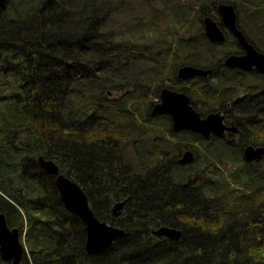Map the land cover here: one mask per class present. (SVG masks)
<instances>
[{
  "label": "trees",
  "instance_id": "1",
  "mask_svg": "<svg viewBox=\"0 0 264 264\" xmlns=\"http://www.w3.org/2000/svg\"><path fill=\"white\" fill-rule=\"evenodd\" d=\"M31 1L0 9V210L25 236L23 264H264V158L254 167L242 156L245 145L264 144L263 76L227 68L226 55L214 56L220 44L202 40V54L188 45L184 64L212 68L187 87L191 102L203 115L224 112L240 131L231 142L176 132L172 117L152 115V106L143 118L150 128L142 127L138 102L157 85L154 61L163 51L160 36L140 31L164 17L184 23L197 10L220 24L221 2L254 19L264 15V0ZM176 32L167 27L163 36ZM172 51L170 41L164 58ZM195 144L208 158L196 164L195 150L194 163L181 164L183 149ZM40 156L126 235L89 253L85 222L66 208ZM161 225L182 229V237L155 236Z\"/></svg>",
  "mask_w": 264,
  "mask_h": 264
},
{
  "label": "water",
  "instance_id": "2",
  "mask_svg": "<svg viewBox=\"0 0 264 264\" xmlns=\"http://www.w3.org/2000/svg\"><path fill=\"white\" fill-rule=\"evenodd\" d=\"M7 0H0V9H5ZM218 11L221 14L223 23L229 31L238 39L239 44L246 51L245 54H230L225 58V65L229 68L251 69L254 66L264 74V52L258 50L249 41L246 34L238 26V14L233 3L222 2L218 4ZM205 33L213 43L226 41V33L217 21L211 17H204ZM211 68H202L194 65H183L178 68L177 76L180 79H189L199 76H208ZM161 101L153 106L152 115L169 114L173 119L175 131L191 130L196 131L206 138L212 134L224 137L226 130L236 131L235 125H226L225 116L220 111L209 113L202 117L191 104L190 96L185 91H178L169 87H163L160 91ZM247 161L259 160L264 157V144L245 146L243 151ZM195 158L192 150H187L180 158L181 164H189ZM40 164L50 174L55 175V183L58 187L62 201L66 208L79 215L86 224L87 240L86 248L89 253L101 251L109 247L116 239L126 235V230L119 226L108 224L100 220L91 208L87 193L82 186L70 177L60 173L58 165L43 156L39 158ZM125 206V202H119L114 213L118 214ZM157 237H167L178 240L183 235V230L162 225L153 231ZM26 247L21 240L20 229L11 228L8 225L7 217L0 210V256L10 264H22Z\"/></svg>",
  "mask_w": 264,
  "mask_h": 264
},
{
  "label": "rangeland",
  "instance_id": "3",
  "mask_svg": "<svg viewBox=\"0 0 264 264\" xmlns=\"http://www.w3.org/2000/svg\"><path fill=\"white\" fill-rule=\"evenodd\" d=\"M185 2H188V0H184ZM191 1V0H189ZM203 1V0H200ZM33 2V0L31 1ZM30 2V3H31ZM11 7H14V0H11ZM134 8V5L130 6V9ZM7 13L8 10L7 8L4 9ZM209 10L211 11V9L209 8ZM219 14V13H218ZM170 16V15H167ZM203 17H204V12L201 10H197L194 11L191 15H189L186 19V21L183 22H178V20H174L171 17L169 19H167L166 17H164V19L162 21H159L158 24H156L155 27H147L144 31H140L142 33L143 36H147L148 34L153 35L155 37L158 38V36H160V43L158 44L159 47L163 50L160 53V56L157 57V60H155L154 62L159 65L161 67L160 69V74L158 75V79H157V85L155 88L151 89L148 96L144 99L139 100V105H140V126L142 127H148L150 128V126L143 121V118H147L148 114H149V109L151 108V106L153 107V105L158 101L159 99V91L163 86H170L172 88L175 89H186L188 86L192 85V81H187V80H182L179 79L177 77V69L180 65L184 64V62H186L189 58V46H196L199 50V52H203L202 50V40H203V34H204V27H203ZM220 17V22L222 24V20H221V16L219 14ZM239 19V16H238ZM240 21L242 22V24L244 25L245 29L248 31L247 36L250 38H252L254 41H256L261 47H264V15L260 14L257 18H247L246 16H244V13L242 15V18L240 17L238 25L239 27L242 28V25L240 24ZM119 22H122L121 19H119V21L116 22V20L114 21V25L110 26L112 27L111 29L107 30L108 33H113V32H117L118 31V26H119ZM173 28V27H177V32L175 33L174 36L172 37H168V36H163V34L166 33V28ZM222 28L227 32V34L231 35V38L226 39V41H224L222 44H220L218 47H214V56L217 58V60L220 59V56H225L228 54V52L233 49L235 46L236 48H239V42L238 39L235 38L228 30V28L222 24ZM198 38L200 37L202 40L200 39H195L192 40V37ZM182 38V40H188L187 43H183V41H181L179 38ZM128 40V38L126 39ZM173 44V51L170 55H168L167 58H164L165 55V50L168 47L169 43ZM206 46L207 44L204 43ZM189 45V46H188ZM208 48H210L208 46ZM264 50V48H263ZM160 51V50H157ZM200 52V53H201ZM202 54V53H201ZM97 58V54L93 53L92 54V59ZM186 58V59H185ZM95 62V61H93ZM95 65L97 66V63H94V67ZM2 66V63H0V68ZM81 72H86V73H93V69L90 70H85L84 68L80 69ZM7 74V73H6ZM114 79L115 76H113ZM116 95V93H114ZM153 100V104H150V101ZM201 101V98H200ZM203 106H207L202 104ZM137 127V126H136ZM138 131H142V129L138 128ZM155 129L157 130H161L159 127H155ZM194 132H191V135ZM200 137H202L200 134H197ZM222 139V138H221ZM228 139H231L230 136H228L227 139H225L226 141H229ZM184 148V147H183ZM185 150H188V148H184L181 156L183 155V153L185 152ZM195 152V158L194 160L190 163H194V161L197 158V153L199 154V160L196 162V164H200L203 161H205L208 157H204V149L203 146L194 145V149H192ZM196 150V151H195ZM180 156V157H181ZM243 156V155H242ZM244 159V157H243ZM254 161V160H252ZM243 165V164H242ZM234 166L238 167V164H235ZM254 167L258 166L257 161H255L253 163ZM123 202V201H122ZM116 205L113 206L112 210L114 213V208ZM120 213H118L119 215ZM2 259V258H1ZM3 260V259H2ZM6 261V260H3Z\"/></svg>",
  "mask_w": 264,
  "mask_h": 264
},
{
  "label": "flooded vegetation",
  "instance_id": "4",
  "mask_svg": "<svg viewBox=\"0 0 264 264\" xmlns=\"http://www.w3.org/2000/svg\"><path fill=\"white\" fill-rule=\"evenodd\" d=\"M195 39H200V40H202L200 37H198V38H195L194 36L192 37V40H195ZM203 41H204V43H206L207 42V39L205 38V34H203ZM246 53V51L244 50V49H241L240 50V54H245ZM232 69H236L237 71H240V72H242L243 74H245V73H250V74H255V73H257V74H260L261 76H263V78H264V75L262 74V73H260L258 70H257V68L254 66L253 68H251V69H241V68H232ZM194 78H196V77H194ZM194 78H192V79H190L189 81H192ZM262 92H264V90L262 91ZM245 96V95H244ZM161 101V99L159 98L158 99V101L157 102H160ZM212 112V111H211ZM211 112H209V113H211ZM209 113H207L206 115H203V114H201L202 115V117H205V116H207ZM223 114H224V112H222ZM224 116H225V119H224V122H225V124L226 125H228V126H230V125H233L234 123L232 122V120H230V119H228L227 118V116L224 114ZM191 131V130H190ZM191 132H194V133H196V134H199L198 132H196V131H191ZM225 134H226V138L225 139H227L228 138V136L229 135H233V134H236V135H239L240 134V131H239V128L236 130V131H234V130H226L225 131ZM212 135H216V134H212ZM213 137H217V136H213ZM235 138V137H234ZM233 138H231V140H232ZM229 140V139H228ZM246 146V145H245ZM244 146V147H245ZM187 150H185V152H186ZM184 152V153H185ZM183 153V154H184Z\"/></svg>",
  "mask_w": 264,
  "mask_h": 264
},
{
  "label": "bare ground",
  "instance_id": "5",
  "mask_svg": "<svg viewBox=\"0 0 264 264\" xmlns=\"http://www.w3.org/2000/svg\"><path fill=\"white\" fill-rule=\"evenodd\" d=\"M31 3H32V2H31ZM31 3H30V4H31ZM28 7H29V6H28ZM2 10H3V9H2ZM6 73H7V72L4 71V72L2 73V75H6ZM25 235H26V234H25ZM24 237H25V236H24ZM123 237H124V236H123Z\"/></svg>",
  "mask_w": 264,
  "mask_h": 264
}]
</instances>
